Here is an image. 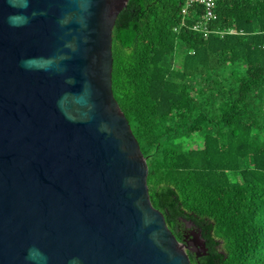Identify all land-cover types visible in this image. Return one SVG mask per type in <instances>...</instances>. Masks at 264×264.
Wrapping results in <instances>:
<instances>
[{"label": "water", "instance_id": "water-1", "mask_svg": "<svg viewBox=\"0 0 264 264\" xmlns=\"http://www.w3.org/2000/svg\"><path fill=\"white\" fill-rule=\"evenodd\" d=\"M128 0H0V264H191L113 91Z\"/></svg>", "mask_w": 264, "mask_h": 264}, {"label": "trees", "instance_id": "trees-1", "mask_svg": "<svg viewBox=\"0 0 264 264\" xmlns=\"http://www.w3.org/2000/svg\"><path fill=\"white\" fill-rule=\"evenodd\" d=\"M128 0L113 27V91L147 157L153 204L191 264H264V0ZM224 32V33H223ZM190 238V236H188Z\"/></svg>", "mask_w": 264, "mask_h": 264}, {"label": "built area", "instance_id": "built-area-1", "mask_svg": "<svg viewBox=\"0 0 264 264\" xmlns=\"http://www.w3.org/2000/svg\"><path fill=\"white\" fill-rule=\"evenodd\" d=\"M193 4H201L203 7L202 19L195 25V28L201 29L205 32V34H207L208 24L216 16L215 7L217 4V0H186V7L191 6Z\"/></svg>", "mask_w": 264, "mask_h": 264}, {"label": "flooded vegetation", "instance_id": "flooded-vegetation-1", "mask_svg": "<svg viewBox=\"0 0 264 264\" xmlns=\"http://www.w3.org/2000/svg\"><path fill=\"white\" fill-rule=\"evenodd\" d=\"M188 234H189V233L186 234L187 238H188Z\"/></svg>", "mask_w": 264, "mask_h": 264}]
</instances>
